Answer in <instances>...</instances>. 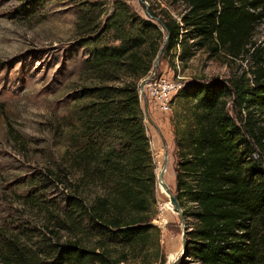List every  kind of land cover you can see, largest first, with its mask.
Listing matches in <instances>:
<instances>
[{
    "label": "trees",
    "instance_id": "16d2710c",
    "mask_svg": "<svg viewBox=\"0 0 264 264\" xmlns=\"http://www.w3.org/2000/svg\"><path fill=\"white\" fill-rule=\"evenodd\" d=\"M186 1L181 21L149 10L166 24V35L149 19L132 22L124 37L113 35L118 44L98 47L90 58L98 83L78 140L63 153L60 178L68 192L64 209L53 217L76 238L61 243L51 229L49 256L42 260L14 236L0 247V264H118L124 259H115L116 252L146 244L154 229L157 166L140 81L167 34V56L180 46L183 60L200 48L233 56L251 51L263 59L254 38L264 0ZM182 95L195 103L176 134V197L186 224V247L176 264H264V65L252 82H195Z\"/></svg>",
    "mask_w": 264,
    "mask_h": 264
},
{
    "label": "rangeland",
    "instance_id": "374dc122",
    "mask_svg": "<svg viewBox=\"0 0 264 264\" xmlns=\"http://www.w3.org/2000/svg\"><path fill=\"white\" fill-rule=\"evenodd\" d=\"M147 6L162 19L178 21L188 9L186 0H0V247L17 236L46 260L51 229L61 243L76 238L53 217L64 209L68 192L60 178L63 153L78 140L81 116L98 83L90 58L96 48L118 44L113 35L124 37L132 22L149 19L166 35ZM254 39L263 48L261 60L251 51L233 56L208 48L194 49L183 60L179 46L168 56L163 53L155 74L153 63L140 81L154 74L153 80L165 77L183 84L167 112L150 95L148 84L140 94L156 172L167 150L165 179L175 194L181 161L176 134L195 103L182 90L195 82L230 83L237 77L252 82L257 67L264 65V19ZM228 99L232 109L233 95ZM155 191L150 207L154 229L145 245L116 252L115 259H124L118 264H172L171 254L176 259L184 254V224L158 182Z\"/></svg>",
    "mask_w": 264,
    "mask_h": 264
},
{
    "label": "water",
    "instance_id": "95a60500",
    "mask_svg": "<svg viewBox=\"0 0 264 264\" xmlns=\"http://www.w3.org/2000/svg\"><path fill=\"white\" fill-rule=\"evenodd\" d=\"M144 3L147 5V3H146L145 1H144ZM146 12H147L148 15L150 14L148 6H147V8H146ZM156 19H157V21H159V23L162 25L163 29H164L165 31H167V26H166V24H165L161 19H159V18H156ZM168 39H169V33L167 34L166 39H165V41H164V44H163V46L160 48L159 53H158V55H157V57H156V59H155V61H154V68H155L154 74H155V72H156V68H157V67L160 65V63H161L162 55H163V53H164V48H165V45H166L167 42H168ZM154 74L151 75V76L148 77V78H145V79L141 82V85H140L141 90H144V89H145V86H146L148 83H150L151 81H153V79H154ZM144 94H145V93H144ZM149 120H151L150 117H149ZM164 156H165V157H164V161H163L162 169H161V171H160L159 173H157V182H158V184H159L160 186H162V187L165 189V191H167V193L170 194V203L175 207L177 213H178L179 216H180L181 221H182L183 224H184V232H183V235H184V236H183V251H185V247H186V241H185V232H186L185 219H184V215H183L182 208H181V206H180V204H179V201H178V199H177V197H176V194L172 191L171 187L169 186V184L167 183V181H166V179H165V174H166V172H167L168 165H169V152H168L167 150H166ZM178 259H179V258H177L175 261H173L172 264H176V262L178 261Z\"/></svg>",
    "mask_w": 264,
    "mask_h": 264
},
{
    "label": "built area",
    "instance_id": "2783aa9c",
    "mask_svg": "<svg viewBox=\"0 0 264 264\" xmlns=\"http://www.w3.org/2000/svg\"><path fill=\"white\" fill-rule=\"evenodd\" d=\"M183 84L179 81L171 80L165 77L160 78L159 80H153L148 83L150 88V95H152L161 110L167 112L171 110L173 99L175 95L182 88ZM146 87V86H145ZM141 94L145 93V89L140 91Z\"/></svg>",
    "mask_w": 264,
    "mask_h": 264
},
{
    "label": "bare ground",
    "instance_id": "6f19581e",
    "mask_svg": "<svg viewBox=\"0 0 264 264\" xmlns=\"http://www.w3.org/2000/svg\"><path fill=\"white\" fill-rule=\"evenodd\" d=\"M162 166H163V165H162ZM161 169H162V168H161ZM167 170H168V169H167ZM160 171H161V170H160ZM166 173H167V172H166ZM158 185H159V184H158ZM159 186H160V185H159ZM160 189H161V191H162L163 193H165V194L167 195V197H168V201H169L168 206H169V208H170V205L173 206V205L170 203V194L167 193V191H165V189H164L162 186H160ZM165 205H166V204H165ZM173 208H174V211L177 212L174 206H173ZM176 257H177V254H171L170 257H169V262H170V263L173 262V261L176 259Z\"/></svg>",
    "mask_w": 264,
    "mask_h": 264
},
{
    "label": "crops",
    "instance_id": "0c3cea01",
    "mask_svg": "<svg viewBox=\"0 0 264 264\" xmlns=\"http://www.w3.org/2000/svg\"><path fill=\"white\" fill-rule=\"evenodd\" d=\"M147 98V96H145V99ZM147 101V100H146ZM146 106H147V104H146Z\"/></svg>",
    "mask_w": 264,
    "mask_h": 264
}]
</instances>
